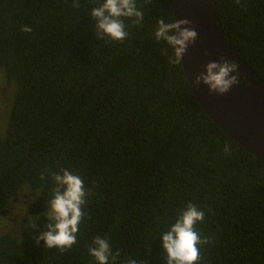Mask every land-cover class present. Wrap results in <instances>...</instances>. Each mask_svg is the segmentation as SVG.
Returning <instances> with one entry per match:
<instances>
[{"label": "trees", "instance_id": "obj_1", "mask_svg": "<svg viewBox=\"0 0 264 264\" xmlns=\"http://www.w3.org/2000/svg\"><path fill=\"white\" fill-rule=\"evenodd\" d=\"M100 2L0 0V65L17 84L0 135L9 224L0 264H98L88 252L97 236L120 252L115 264H167L163 235L189 202L205 212L196 230L211 241L199 264H264V159L216 123L183 61L156 40L157 21H175L173 0H137L143 24L124 18L122 42L98 35L91 9ZM215 4L231 45L264 80V0ZM62 169L91 190L77 243L63 253L36 243ZM17 198L28 199L24 210L7 218Z\"/></svg>", "mask_w": 264, "mask_h": 264}, {"label": "clouds", "instance_id": "obj_2", "mask_svg": "<svg viewBox=\"0 0 264 264\" xmlns=\"http://www.w3.org/2000/svg\"><path fill=\"white\" fill-rule=\"evenodd\" d=\"M153 0H144L151 4ZM240 3V0H235ZM73 7H79V0H73ZM91 16L96 21L98 35L107 37L112 41L122 42L128 37L124 18L132 19L133 25H142L144 12L137 7V0H101L97 7L91 9ZM190 21L175 20L166 23L163 18L157 21L155 38L157 41L166 42L174 52L172 63H180L188 47L197 39V32L190 30ZM24 32H31V28L24 27ZM236 64L227 60L212 61L206 64L205 70L196 75L195 87L203 82L210 92L220 95L226 94L237 83L236 77L231 75ZM230 145L224 146V152H230ZM58 187L54 191L49 204L47 217L49 223L47 230L36 239V243L44 241L46 248H57L61 253L71 249L77 243L79 225L82 223L87 198L91 194L86 189L82 178L67 169H62L61 174L54 176ZM205 212L196 205L188 203L185 210L171 224L169 230L163 235V248L167 255V264H199V246L211 241L196 230V225L203 222ZM35 228L36 225L31 223ZM89 254L98 264H115L120 252L113 254L108 239L97 236L88 248ZM125 264H137L134 257H128Z\"/></svg>", "mask_w": 264, "mask_h": 264}, {"label": "water", "instance_id": "obj_3", "mask_svg": "<svg viewBox=\"0 0 264 264\" xmlns=\"http://www.w3.org/2000/svg\"><path fill=\"white\" fill-rule=\"evenodd\" d=\"M173 3L175 20H189V29L197 32L195 43L182 58L194 94L222 129L264 159V80L231 45L215 0H173ZM222 59L235 63V69L247 79V84L232 73L237 83L226 94L210 92L203 82L196 88V75L205 70L207 63Z\"/></svg>", "mask_w": 264, "mask_h": 264}, {"label": "rangeland", "instance_id": "obj_4", "mask_svg": "<svg viewBox=\"0 0 264 264\" xmlns=\"http://www.w3.org/2000/svg\"><path fill=\"white\" fill-rule=\"evenodd\" d=\"M6 76V72L3 66L0 65V88H6L5 92L0 91V135L5 136L8 127L9 115L8 113L11 110L14 96L17 90V84L14 82H9ZM23 194H26V197L29 196L27 191H23ZM23 197V196H22ZM23 197V198H26ZM24 206L26 204L22 203ZM30 218V217H29ZM32 219H36L33 218ZM9 226L8 222L5 221V218L0 216V231L3 232Z\"/></svg>", "mask_w": 264, "mask_h": 264}, {"label": "flooded vegetation", "instance_id": "obj_5", "mask_svg": "<svg viewBox=\"0 0 264 264\" xmlns=\"http://www.w3.org/2000/svg\"><path fill=\"white\" fill-rule=\"evenodd\" d=\"M0 91L5 92L6 88H0ZM21 196L26 197V194H23V192L20 193ZM26 198H29V196H27ZM27 200L28 199H19L17 198L16 201L18 202V207H14V208H10L9 210L3 212L4 216H6L7 218H11V214L14 215L15 217H18L19 215H21L22 211L24 210V208L22 206V203L27 204ZM10 215V216H9ZM14 222L16 223V220H14Z\"/></svg>", "mask_w": 264, "mask_h": 264}]
</instances>
